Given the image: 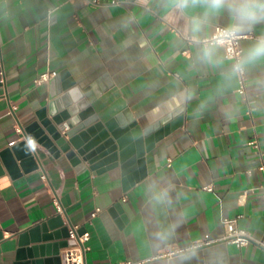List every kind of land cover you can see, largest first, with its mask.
<instances>
[{"label": "crops", "instance_id": "crops-1", "mask_svg": "<svg viewBox=\"0 0 264 264\" xmlns=\"http://www.w3.org/2000/svg\"><path fill=\"white\" fill-rule=\"evenodd\" d=\"M206 13L177 0H0V152L35 122L57 127L84 99L88 120L105 131L108 122L135 125L149 148L146 176L127 190L120 165L95 171L80 154L92 141L87 128L70 156L34 144L32 167H4L0 264H15L20 235L44 223L88 232L86 264H264L255 242L223 241L225 219L264 239V57L243 64L240 93L224 48L203 43L239 22L227 6ZM237 32L255 36L241 41L244 60L264 18ZM171 249L184 251L158 257Z\"/></svg>", "mask_w": 264, "mask_h": 264}, {"label": "water", "instance_id": "water-1", "mask_svg": "<svg viewBox=\"0 0 264 264\" xmlns=\"http://www.w3.org/2000/svg\"><path fill=\"white\" fill-rule=\"evenodd\" d=\"M2 85L0 77V93ZM85 106L88 107L85 99L72 106L68 114L57 122V127L39 122L27 127L26 140L0 152V176L4 175V167L12 170L18 162L25 170L32 167L34 144L49 149L57 157L61 152L72 155L69 151L72 145L78 146L77 134L87 128L83 136L86 140L92 141L90 148L80 154L90 162L92 170L100 171L120 165L124 190L142 180L146 176L145 154L149 148L145 147L141 129L135 125L122 128L114 122H108L105 131L102 125L98 124L97 117L93 116L88 120L94 110L91 107L84 110ZM65 121H68L67 125L71 130L63 135L65 126L61 125ZM84 232V230L79 231L80 234ZM52 241L58 242L47 244ZM39 243L42 244L37 246L36 244ZM32 244L34 246H31ZM72 245L74 242L69 239V228L52 232L48 223H44L20 235V249L15 264H62L61 250Z\"/></svg>", "mask_w": 264, "mask_h": 264}, {"label": "built area", "instance_id": "built-area-1", "mask_svg": "<svg viewBox=\"0 0 264 264\" xmlns=\"http://www.w3.org/2000/svg\"><path fill=\"white\" fill-rule=\"evenodd\" d=\"M73 1V0H72ZM232 29L223 27V26H216L215 30L211 37L205 39L203 43L205 45H218L222 46L225 50V57L232 60L235 66L243 61V49L241 47V41L249 38H254L252 34H239L237 31L234 35L230 36L225 42L219 43L217 42V37L225 32ZM236 73L238 74L239 82H240V88L239 92L244 94L246 92V71L243 65L242 71H239ZM51 79V75L46 73L41 75L37 80V84H43L46 82H49ZM3 82V80H1ZM251 145H255V142H251ZM260 170L264 171V164L260 167ZM43 180H46V176H42ZM54 203L57 207V212L60 215H63L65 210L61 202V193L56 191L53 196ZM99 210H97L93 217L97 215ZM226 227H227V233L226 236L223 238V241L231 243L236 245L238 248H243L250 243L255 242L259 245L260 248L264 249V239L263 240H255L249 232L246 230L240 228L237 225L236 220L231 219H225L224 220ZM80 227L79 226H72L69 229V239L70 241L74 242V245L68 247L65 249L62 254V264H86V243L90 239V234L88 232H84L83 234H80ZM211 241H205L199 244H196L193 246V248H197L203 245H210ZM184 250L182 249H171L168 250L162 254H160L158 257H165V256H172L178 253H182ZM149 260H141V261H124L119 262L115 264H144Z\"/></svg>", "mask_w": 264, "mask_h": 264}, {"label": "clouds", "instance_id": "clouds-1", "mask_svg": "<svg viewBox=\"0 0 264 264\" xmlns=\"http://www.w3.org/2000/svg\"><path fill=\"white\" fill-rule=\"evenodd\" d=\"M203 4L208 13L218 12L226 6L236 16L238 25L236 28L225 31L217 37V42L223 43L234 35L244 24H251L260 18H264V0H177V6L181 9L189 6ZM206 13V15L208 14ZM194 31L199 30V23L194 21ZM264 57V36L257 39L256 43L248 50L243 61L238 63L234 71H242L243 64Z\"/></svg>", "mask_w": 264, "mask_h": 264}]
</instances>
